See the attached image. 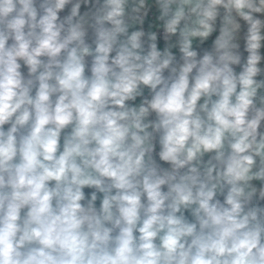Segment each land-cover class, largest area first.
<instances>
[{
	"label": "clouds",
	"instance_id": "1",
	"mask_svg": "<svg viewBox=\"0 0 264 264\" xmlns=\"http://www.w3.org/2000/svg\"><path fill=\"white\" fill-rule=\"evenodd\" d=\"M0 264H264V0H0Z\"/></svg>",
	"mask_w": 264,
	"mask_h": 264
}]
</instances>
